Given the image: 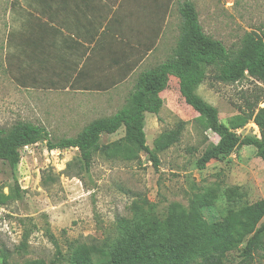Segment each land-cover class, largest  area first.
I'll use <instances>...</instances> for the list:
<instances>
[{
    "label": "rangeland",
    "instance_id": "1",
    "mask_svg": "<svg viewBox=\"0 0 264 264\" xmlns=\"http://www.w3.org/2000/svg\"><path fill=\"white\" fill-rule=\"evenodd\" d=\"M12 1L16 0H0V127L31 121L45 126L54 140L74 137L90 122L112 116L127 103L130 93L118 99L84 98L54 88L50 82L18 81L19 70L10 65L7 47ZM182 2L176 1L170 14L160 63L177 47ZM192 2L205 32L229 49H237L246 32L264 28V0ZM217 73V69H209L198 93L218 108L223 122L257 104L264 106V83L251 77L227 83ZM163 98L161 112L147 115L149 146L154 148L156 138L180 120L187 123L181 140L159 154L158 168L144 151L133 160L98 152L90 172H85L77 148L49 150L46 142H39L22 149L18 172L22 198L0 205V264H70L73 250L80 244L111 245L119 236L122 220L164 222L171 212L179 219L190 211L193 199L212 200L205 209L206 220L221 219L231 210L264 200V161L256 148L242 146L227 158L213 159L204 169L198 168L205 148L218 142L219 136L204 130L197 120L199 114L182 97L178 79L171 78ZM236 132L242 137L260 136L254 122ZM124 134L123 127L104 134L101 143L119 140ZM12 184L11 168L0 160V189L9 193ZM239 261L238 250L229 253L227 264Z\"/></svg>",
    "mask_w": 264,
    "mask_h": 264
},
{
    "label": "trees",
    "instance_id": "2",
    "mask_svg": "<svg viewBox=\"0 0 264 264\" xmlns=\"http://www.w3.org/2000/svg\"><path fill=\"white\" fill-rule=\"evenodd\" d=\"M180 13L182 33L174 54L144 71L127 103L112 116L95 119L76 136L57 140L45 126L31 121L0 127V160L10 166L13 179L9 193L0 189V205L22 198L24 190L18 178L22 149L39 142H46L49 150L77 148L85 172H90L98 152L133 160L144 151L158 168L159 154L181 140L187 123L180 120L175 128L162 132L154 148L147 143L146 113L161 112V94L172 77L178 79L182 97L199 114L197 120L204 130L219 136L218 142H210L205 148L197 161L198 168L204 169L213 159L223 160L242 146H254L264 161V106L257 104L223 122L218 108L198 93L211 67L217 69V78L223 82L236 83L251 77L264 83V28L246 32L240 46L233 50L205 32L192 1H183ZM249 122L257 124L260 136L242 137L236 132ZM122 127V138L101 143L104 134H114ZM211 205L207 197L201 202L193 199L190 211L182 218L177 219L171 212L164 222L122 220L119 236L111 245L80 244L74 248L70 264H227L234 250L240 257L236 264L264 262V200L231 210L221 219L206 220L205 209ZM23 249L25 246L19 251Z\"/></svg>",
    "mask_w": 264,
    "mask_h": 264
},
{
    "label": "crops",
    "instance_id": "3",
    "mask_svg": "<svg viewBox=\"0 0 264 264\" xmlns=\"http://www.w3.org/2000/svg\"><path fill=\"white\" fill-rule=\"evenodd\" d=\"M16 1L10 3L7 47L18 81L118 99L135 90L138 74L160 64L178 0Z\"/></svg>",
    "mask_w": 264,
    "mask_h": 264
},
{
    "label": "built area",
    "instance_id": "4",
    "mask_svg": "<svg viewBox=\"0 0 264 264\" xmlns=\"http://www.w3.org/2000/svg\"><path fill=\"white\" fill-rule=\"evenodd\" d=\"M26 147H28V146H26Z\"/></svg>",
    "mask_w": 264,
    "mask_h": 264
}]
</instances>
